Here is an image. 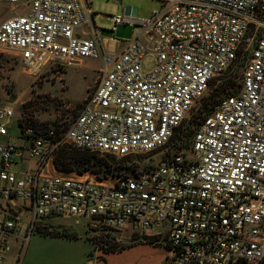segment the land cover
I'll return each mask as SVG.
<instances>
[{
    "label": "built area",
    "instance_id": "obj_1",
    "mask_svg": "<svg viewBox=\"0 0 264 264\" xmlns=\"http://www.w3.org/2000/svg\"><path fill=\"white\" fill-rule=\"evenodd\" d=\"M146 20L112 16L140 26L115 55L101 53L97 82L61 140L54 129L20 128L33 164L0 141V262L17 245L13 264L37 220L70 215L109 232L156 230L168 254L163 264H264V0H158ZM24 10L0 23V51L38 75L97 58L99 44L87 0H0ZM94 35L85 36V31ZM141 34L145 39H141ZM247 53V55H246ZM153 57L150 70L142 60ZM245 59L238 92L214 104L183 151L170 147L175 130L211 82ZM9 107L0 108V139ZM62 142L118 159L164 152L155 167L98 180L57 171ZM27 202L31 223L19 235Z\"/></svg>",
    "mask_w": 264,
    "mask_h": 264
},
{
    "label": "rangeland",
    "instance_id": "obj_2",
    "mask_svg": "<svg viewBox=\"0 0 264 264\" xmlns=\"http://www.w3.org/2000/svg\"><path fill=\"white\" fill-rule=\"evenodd\" d=\"M87 2L90 3L93 12L91 23L95 28L100 48L97 58L84 60L86 66L78 63L60 71L46 69L32 76L21 71L18 59L13 53L0 51V108L9 107L13 112V117L7 121L8 135L6 139L0 141L24 147L21 150L23 164H13L14 169L24 170L33 166L26 150L29 142L22 138L19 128L31 125L36 130L44 132L54 129L51 123L56 122L58 133L54 134L53 139L61 140L79 106L98 81L97 78L103 69L101 53L105 56L117 54L125 42L140 33V26L133 27L130 24L118 25L116 30L111 32L112 16L146 21L160 8L158 0H87ZM23 10L20 3L15 5L0 3V23ZM91 36L95 38L93 34ZM140 38L143 40L146 37L141 34ZM245 59L246 56L235 62L222 79L211 82L203 99L196 102L186 114L181 129L175 133L169 144L170 147L175 146L180 151L188 148L192 133L202 117L208 113V108L215 101L238 92ZM152 65L153 57L146 56L142 60L144 70H150ZM228 78L233 79L232 85L220 91ZM212 93H218V96L208 102L207 107L203 109L204 101H207ZM60 147L71 148L62 141ZM163 155L164 152L160 151L127 159L114 158L113 162L122 167V174H132L136 169L146 171L155 167ZM64 173L71 177L88 176L101 180L91 172L82 175ZM1 202L3 201L0 199ZM18 202L22 205L18 221L19 235L22 237L32 217L27 202L23 200ZM143 237L144 235L132 231L109 232L99 229L91 225L87 218L70 215L51 216L35 222L24 247L21 264H161V252L165 247L162 237L156 239L144 237L146 241ZM130 243L133 244L122 250L108 252ZM17 245L12 246L0 264H13L18 251Z\"/></svg>",
    "mask_w": 264,
    "mask_h": 264
},
{
    "label": "trees",
    "instance_id": "obj_3",
    "mask_svg": "<svg viewBox=\"0 0 264 264\" xmlns=\"http://www.w3.org/2000/svg\"><path fill=\"white\" fill-rule=\"evenodd\" d=\"M231 67L227 70L226 73H228L230 71ZM222 78H223V76L218 77L213 81H216V80H219ZM232 82H233V79L228 78L227 80L224 81L223 87H221V89H219V90L222 91V90H224L225 87H230L232 85ZM217 96H218V93H212L211 95H209V97L207 98V101H204L202 108L203 109L206 108L208 102H210L211 100H213ZM219 100H217V101H219ZM217 101H215L211 105V107L208 108V113L205 114L202 118H204L206 115L211 113L213 106H214V104H216ZM28 119H29V117H28ZM181 124L175 130V133L181 129ZM51 125L54 128V134L55 133L57 134L58 133V130H57L58 125L56 124V122L51 123ZM19 131H20V128H19ZM175 133H174V135H175ZM20 134H21V131H20ZM174 135H173V137H174ZM114 158L115 157H113L111 155H101L98 153L79 151V150H76L72 147L68 148V149L65 147H60V148H58V150L56 151V153L53 157V165H54V168L56 170L61 171V172H73V173H77L80 175H82L86 172H91V173L95 174L96 177H98L99 179H105L108 177L119 176V175H122V173H123L122 167L119 166L117 163L113 162ZM123 159H127V158H123ZM145 238H148V237H145ZM145 238L143 237V240L146 241ZM132 244L133 243H130L127 246L119 248L118 250H112V251H108V252L119 251V250H122L126 247L131 246Z\"/></svg>",
    "mask_w": 264,
    "mask_h": 264
},
{
    "label": "crops",
    "instance_id": "obj_4",
    "mask_svg": "<svg viewBox=\"0 0 264 264\" xmlns=\"http://www.w3.org/2000/svg\"><path fill=\"white\" fill-rule=\"evenodd\" d=\"M8 19V18H7ZM6 20V19H5ZM4 21V20H3ZM85 31V36H91L92 35V33H90V32H88V31H86V30H84ZM124 45H125V43L122 45V47H121V49L124 47ZM120 49V50H121ZM84 60L85 59H83V60H81L80 62H79V64H81L82 66H84L85 65V63H84ZM76 64H78V63H76ZM86 66V65H85ZM2 139H6V137H3ZM18 147V146H17ZM19 147H21V146H19ZM22 150V149H21ZM22 152V151H21ZM16 160L18 161L16 164H23V160H20V159H18V158H16ZM32 167H27L26 169H24V170H30ZM20 170V169H19ZM20 171H22V170H20ZM153 234H154V232L153 233H151L150 231L149 232H147L145 235H144V237H148V238H152V236H153ZM167 254H168V250L166 249V247H164V250L161 252V255H162V261H161V264H163V261H164V259L166 258V256H167Z\"/></svg>",
    "mask_w": 264,
    "mask_h": 264
},
{
    "label": "water",
    "instance_id": "obj_5",
    "mask_svg": "<svg viewBox=\"0 0 264 264\" xmlns=\"http://www.w3.org/2000/svg\"><path fill=\"white\" fill-rule=\"evenodd\" d=\"M117 1H119V0H117Z\"/></svg>",
    "mask_w": 264,
    "mask_h": 264
}]
</instances>
